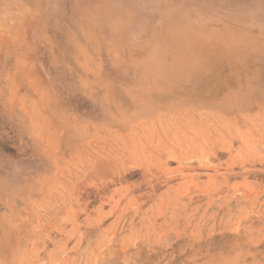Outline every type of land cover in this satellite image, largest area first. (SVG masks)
<instances>
[{
    "label": "rangeland",
    "instance_id": "374dc122",
    "mask_svg": "<svg viewBox=\"0 0 264 264\" xmlns=\"http://www.w3.org/2000/svg\"><path fill=\"white\" fill-rule=\"evenodd\" d=\"M263 79L264 0H0V264H264Z\"/></svg>",
    "mask_w": 264,
    "mask_h": 264
},
{
    "label": "bare ground",
    "instance_id": "6f19581e",
    "mask_svg": "<svg viewBox=\"0 0 264 264\" xmlns=\"http://www.w3.org/2000/svg\"><path fill=\"white\" fill-rule=\"evenodd\" d=\"M215 64V63H214ZM212 63L211 67L212 69H207V66H206V70H209V71H206L204 73H201L202 75H188V76H185L183 78H178L177 81L175 82H171L170 85L168 87H163L161 91V94L162 95H170V98H169V101L170 102H167V103H170L169 105H160L158 99L155 100L153 99L155 102H157V104L159 105H155L154 103L152 104V108H149L151 106V101H150V97L149 96H156L154 95V93L151 92V90L147 93L148 95L150 94V92L152 93L151 95L148 96L149 98V101H148V98L147 99H139V98H136L135 100V103L133 104L134 105V108L133 110H130L129 113L127 112H124L123 115L121 116L122 117V120H126L127 116L128 115H132V116H136V118L138 119L139 116H142L144 115L145 117L149 116V115H146V113L148 112L149 114V111L150 112H153L152 110L154 111H157V112H161V113H166V110L168 108H185L183 109L184 110V114H190L191 111H197L200 109H206L207 106L208 108L211 107V102H213V104L217 101V99L215 100L214 99H211L213 97H215V95H218L219 92H221V89L223 87H226L228 85H230L229 83H231L232 80L230 79H223V76H221V73L219 72V68L217 69L216 66L217 65H214ZM209 66V65H208ZM257 67V66H256ZM204 68V67H203ZM259 69V67H258ZM201 70V68H200ZM203 71V70H201ZM205 71V70H204ZM262 71V70H261ZM258 71H256L257 73ZM260 72H258V76L260 77L261 74H259ZM260 79V78H259ZM261 79H262V76H261ZM264 80V79H263ZM264 83V82H263ZM255 88H258L257 86L253 85ZM156 87V86H155ZM229 87V86H228ZM244 87V86H243ZM252 87V86H251ZM154 88V87H153ZM152 88V89H153ZM157 88V87H156ZM161 89V87H160ZM225 89V88H223ZM247 89H250V84H249V88ZM246 87L242 90H244L243 92L247 91L246 94H248V91L249 93L251 92L250 90H247ZM154 91V90H153ZM229 92V90H228ZM242 92V91H241ZM234 93V92H233ZM243 94V93H242ZM245 94V93H244ZM243 94V95H244ZM245 94V96H246ZM257 94H260L259 92H257ZM136 96V94H135ZM250 96V94H249ZM249 96H246L247 99L245 100L247 103L250 104V101H252L250 99ZM164 97V96H163ZM239 95H238V99H239ZM249 97V98H248ZM160 98V97H159ZM162 98V97H161ZM234 98V97H232ZM231 98V99H232ZM236 98V97H235ZM234 98V99H235ZM252 98V97H251ZM244 99V98H243ZM242 99V100H243ZM249 99V100H248ZM152 100V99H151ZM152 100V101H153ZM214 100V101H212ZM233 100V99H232ZM240 100V99H239ZM163 102V100H161ZM236 103H238L239 101L237 100H234ZM148 102V103H147ZM166 102V101H165ZM163 102V103H165ZM253 102V101H252ZM149 107L147 104H149ZM235 103V104H236ZM208 104H211V105H208ZM217 104V103H216ZM215 104V105H216ZM218 104H220V106H223L224 108H227L229 109V102H228V105L225 101H218ZM234 104V105H235ZM243 104V103H242ZM155 105V106H154ZM207 105V106H206ZM214 105V106H215ZM237 105V104H236ZM238 105L240 106L238 109L242 108L241 107V104L238 103ZM246 105V104H245ZM206 108H205V107ZM213 106V107H214ZM204 107V108H203ZM211 107V108H213ZM223 107H217L218 110H220L219 108L223 109ZM247 107V106H246ZM251 107V106H250ZM148 108V109H147ZM249 108V107H248ZM237 110V109H236ZM168 111V110H167ZM178 111V110H177ZM221 111V110H220ZM172 112V111H171ZM173 112H175L173 110ZM197 112H193V113H197ZM154 113V112H153ZM182 113V112H181ZM202 113V112H201ZM200 113V114H201ZM203 114V113H202ZM152 115V114H150ZM166 115V114H165Z\"/></svg>",
    "mask_w": 264,
    "mask_h": 264
}]
</instances>
